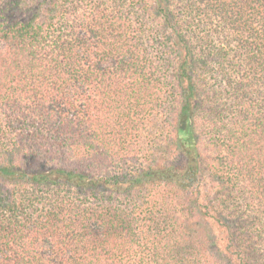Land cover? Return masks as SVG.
<instances>
[{"label": "trees", "instance_id": "1", "mask_svg": "<svg viewBox=\"0 0 264 264\" xmlns=\"http://www.w3.org/2000/svg\"><path fill=\"white\" fill-rule=\"evenodd\" d=\"M0 264H264V0H0Z\"/></svg>", "mask_w": 264, "mask_h": 264}, {"label": "rangeland", "instance_id": "2", "mask_svg": "<svg viewBox=\"0 0 264 264\" xmlns=\"http://www.w3.org/2000/svg\"><path fill=\"white\" fill-rule=\"evenodd\" d=\"M5 48V44L0 42V50H3Z\"/></svg>", "mask_w": 264, "mask_h": 264}]
</instances>
